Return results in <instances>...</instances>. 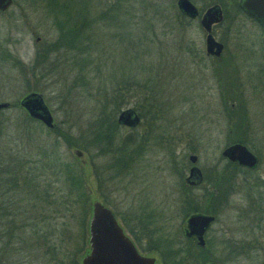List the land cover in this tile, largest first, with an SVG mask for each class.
Returning <instances> with one entry per match:
<instances>
[{"label":"rangeland","instance_id":"374dc122","mask_svg":"<svg viewBox=\"0 0 264 264\" xmlns=\"http://www.w3.org/2000/svg\"><path fill=\"white\" fill-rule=\"evenodd\" d=\"M77 1L89 8L81 7L82 14L89 11L97 18L106 9L114 12L85 33L94 58L85 73L83 62L58 41L47 0H13L0 10V101L11 103L0 110L5 156L12 153L41 168L49 161L45 151L55 152V167L43 170L41 179L51 180L53 199L58 198L56 188L62 187L80 220L76 194L67 191L65 175L58 173L70 163L80 172V188L88 191L84 220L89 224L91 203L101 200L131 239L138 240L139 251L154 256L158 264H165L160 251L144 246L150 238L184 237L191 204L217 213L207 233L210 251L199 264H264V28L236 8L237 0H192L201 13L214 3L224 8L222 20L212 29L224 43L221 54L215 55L206 52L200 16L182 15L177 0H120V7H111L119 0ZM55 42L57 50L36 59ZM134 79L143 87L137 88ZM30 91L41 92L54 127L26 120L29 115L18 101ZM127 107L140 116L136 139L129 145L122 141L123 125L96 127L100 114L114 113L117 120ZM106 133L110 136L104 138ZM239 136L259 155L258 170L227 166L221 150ZM191 153L198 155L197 165L204 172L198 186L184 181ZM211 174L221 183L213 185ZM64 210L62 204H49L55 240L69 241L71 253L77 245L84 246L75 254L82 264L89 230L85 233V224L77 222L63 233L64 222L71 218ZM0 257L1 264H13L6 261V251ZM13 257L22 261L15 264L45 262L36 261L32 245Z\"/></svg>","mask_w":264,"mask_h":264},{"label":"trees","instance_id":"16d2710c","mask_svg":"<svg viewBox=\"0 0 264 264\" xmlns=\"http://www.w3.org/2000/svg\"><path fill=\"white\" fill-rule=\"evenodd\" d=\"M119 2L120 0L112 3L111 7H120L122 3ZM47 5L59 30L58 41L61 40L63 45L68 48L70 54L83 62L81 69L85 73V68L94 60L91 46H89V42L86 39L88 35L85 33L87 30L92 31L94 23L103 21V18L105 19L106 16H110L114 12L106 9L97 18L90 15L89 11L88 14L86 12L82 14L80 12L81 7L83 10H86V8L89 10V8L83 3L79 4L76 0H47ZM181 14L186 16L182 12ZM57 44L59 45L58 42H55L52 47L50 45L46 50L44 48L41 49L44 53L38 52L36 59L40 56H46L45 52L48 53L47 50H57ZM129 77L134 78L133 76ZM133 83L139 89L143 87L139 85L140 83L136 79H134ZM109 98L111 99V97ZM115 109L116 107L113 112H115ZM29 117H26L27 121L35 120ZM110 125L114 129H118V126H120V123L115 119L114 113L109 117L102 114L97 117V129ZM109 133H106L104 138L109 137ZM32 148H29V154L34 151ZM38 148L42 147L38 146ZM5 150V146L3 147L0 143V255L3 251H6V261L13 264L18 261L22 263L21 260L13 257L14 254L32 245L35 246V258L37 262L45 261L44 264H49V261H54L55 264H66V261H68L67 263L69 264H79L75 254L84 250L85 247L77 245L76 251L71 253L68 249L69 241L57 244L55 240L56 235L54 234L55 227L51 220L52 214L49 213V204L52 202L58 206L62 204L65 209L64 211L71 215V218L67 222H64L66 226H63L65 230L63 233L68 231L71 223L77 224V222L80 225L85 224L84 231L85 233L87 232L88 223L87 220H84L85 215L82 214L86 212L88 191L83 187L80 188L83 182L80 172L72 167L70 163L58 168V173L65 175L64 181L65 186L67 185V191L69 190L70 194H76L73 201L77 203L78 213L81 214L78 221L74 215L73 208L69 206L71 204L67 200V192H64L62 187H57L59 199L56 197L53 199L54 185L51 186V180L45 179L41 181L42 175H44L43 170L47 169V167H55L54 163L58 159L55 152L46 153L44 150L49 161H47V164L44 163L40 168L31 166L32 160L22 162V159L20 160L18 155L11 156V153L5 156ZM78 187L79 189H77ZM73 189L76 191L74 192ZM50 197H52L51 201L48 200ZM45 201L47 203H44ZM53 211L57 210L53 209ZM73 216L76 218L73 219ZM27 231H30V234ZM64 236H67L68 240L70 239L67 234ZM150 239V242L144 248L158 249L165 264H199L200 260L204 258V251L196 247L193 239L180 236L178 238H162V236H159ZM175 239H177V242H175ZM137 243L140 245L138 240ZM1 258L0 264L3 261Z\"/></svg>","mask_w":264,"mask_h":264},{"label":"water","instance_id":"95a60500","mask_svg":"<svg viewBox=\"0 0 264 264\" xmlns=\"http://www.w3.org/2000/svg\"><path fill=\"white\" fill-rule=\"evenodd\" d=\"M13 0H0V10L8 9ZM246 14L253 17L258 23L264 25V0H240ZM178 9L190 18L200 16V23L206 31V52L220 55L224 44L213 34V25L223 18V10L219 3L209 5L202 13L192 0H177ZM28 115L41 121L46 127H54L55 119L41 92L30 91L18 101ZM7 100L0 101V110L10 106ZM117 121L127 126H135L140 116L132 107L121 109ZM122 140L132 143L135 140L133 129L124 132ZM78 155L82 151L75 149ZM223 154L233 160L252 166L256 163V156L245 145L236 142L227 146ZM196 155H191L194 160ZM199 172L196 166L191 167L190 173ZM214 216L210 214H194L188 218L186 234H195L203 243V233ZM89 250L82 256V264H158L154 256L139 252L134 241L126 233L113 210L101 200L95 199L91 203L89 218ZM214 264V263H208Z\"/></svg>","mask_w":264,"mask_h":264},{"label":"flooded vegetation","instance_id":"af4514ba","mask_svg":"<svg viewBox=\"0 0 264 264\" xmlns=\"http://www.w3.org/2000/svg\"><path fill=\"white\" fill-rule=\"evenodd\" d=\"M240 0H237V6H236V8L239 10V11H241L242 13H244V14H246V12H245V10L243 9V7H241L240 6ZM220 6H221V8H222V10L224 11V8H223V6L220 4ZM247 15V14H246ZM248 16V15H247ZM250 18H252L255 22H257L253 17H251V16H249ZM257 24L259 25V26H261V27H264V25H261L260 23H258L257 22ZM224 44V43H223ZM223 49H224V47H223ZM121 125H123L124 127H126V129H125V131L124 132H126L127 130H129V129H133V131H134V134H135V139H136V133H135V127H136V125L135 126H132V127H130V126H127V125H125V124H123V123H121ZM124 134V133H123ZM123 136V135H122ZM123 141V140H122ZM135 141V140H134ZM246 141H247V139L246 138H243V137H241V136H239L238 138H236V139H234V140H232L231 142H229V143H227L224 147H223V149L221 150V154H222V156L226 159V164H227V166H229V165H234L235 167H238V168H240V169H242V170H245V171H249V172H252V171H255V170H258V166H259V163H260V157H259V155L246 143ZM124 142V141H123ZM236 142H239V143H241V144H243V145H245L246 146V148L248 149V150H250L255 156H256V163L254 164V165H252V166H249V165H247V164H245V163H242V162H239L238 160H233V159H231V158H229L228 156H226V155H224L223 154V150L227 147V146H229L230 144H232V143H236ZM124 143H126V142H124ZM133 143V142H132ZM132 143H126V144H132ZM191 155H196V157H195V159L194 160H192L191 159ZM188 158H189V160H190V165L188 166V173L184 176V181H185V183L187 184V185H201L202 183H203V181H204V172H203V170L201 169V167L200 166H198L197 165V160H198V155L196 154V153H191V154H189L188 155ZM193 166H196V167H198L199 168V172H193L192 174L190 173V169H191V167H193ZM223 181H224V178H223ZM210 182L213 184V185H215V184H219V183H221V182H219L218 181V176H215V177H212V174H211V179H210ZM227 182V181H226ZM260 182L262 183V185H264V176H263V179H260ZM215 186H213V188H214ZM192 199H190L189 201H191ZM210 208V207H209ZM210 210H212L211 208L210 209H208V210H206V209H202V208H199L197 205H194V204H191V205H189V206H187V215H186V217H185V219H184V221H185V223H184V228H183V233H184V237L185 238H189V239H193V241H194V243H195V245H196V247L197 248H199V249H201V250H203L204 251V253H208V251H210L209 250V243H208V241H209V238H207V233H208V231L210 230V228H211V226H212V224L217 220V213L216 212H214V210H212V211H210ZM262 210H263V213H264V196H263V199H262ZM198 213H201V214H210V215H213L214 216V218H213V220H211L210 222H209V224H208V226L206 227V229H205V231H204V233H203V243H201L200 242V240H199V238L197 237V235H195V234H190V235H187L186 234V230H187V221H188V218L191 216V215H194V214H198ZM133 240V239H132ZM134 241V243H135V245H136V247L137 248H139L140 246L137 244V242H135V240H133ZM139 250V249H138ZM200 250V251H201ZM140 252V251H139ZM141 253V252H140ZM208 263H214V264H218L215 260H210ZM207 263V264H208Z\"/></svg>","mask_w":264,"mask_h":264}]
</instances>
